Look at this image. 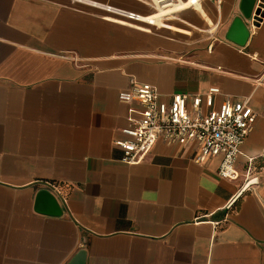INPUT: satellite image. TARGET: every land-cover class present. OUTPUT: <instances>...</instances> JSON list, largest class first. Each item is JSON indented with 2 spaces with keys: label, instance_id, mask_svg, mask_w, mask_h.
<instances>
[{
  "label": "crops",
  "instance_id": "crops-1",
  "mask_svg": "<svg viewBox=\"0 0 264 264\" xmlns=\"http://www.w3.org/2000/svg\"><path fill=\"white\" fill-rule=\"evenodd\" d=\"M241 3H208L206 28L182 21L210 33L193 42L176 23L188 32L125 28L70 0H0V264H68L82 248L86 264H264V16L245 45L229 40ZM133 81L161 102L201 95L205 113L250 100L239 177L219 175L221 156L197 163L194 144L159 140L125 162L114 142ZM42 189L61 216L36 211Z\"/></svg>",
  "mask_w": 264,
  "mask_h": 264
},
{
  "label": "built area",
  "instance_id": "built-area-1",
  "mask_svg": "<svg viewBox=\"0 0 264 264\" xmlns=\"http://www.w3.org/2000/svg\"><path fill=\"white\" fill-rule=\"evenodd\" d=\"M135 1L142 6L140 9L109 3L112 5L110 15L106 13L103 18L145 32H158L170 30L171 23L182 22L183 12L191 7L207 10L208 3H222V0ZM219 92V87L210 89L211 94ZM119 99L130 104L129 124L122 130L124 136L114 142L124 152L125 162L137 164L144 161L159 140L169 145L194 144L200 151L195 157L197 163L208 157L221 156L219 175L227 179L239 177L236 163L257 117L250 100L233 102L228 98L218 110L205 113L201 108V95L190 100L188 93H176L169 103L161 102L157 87L134 81L129 89L120 92ZM261 157L264 159V150ZM253 161L254 158H249V169ZM253 180L258 178L247 180L239 194L248 190Z\"/></svg>",
  "mask_w": 264,
  "mask_h": 264
},
{
  "label": "water",
  "instance_id": "water-1",
  "mask_svg": "<svg viewBox=\"0 0 264 264\" xmlns=\"http://www.w3.org/2000/svg\"><path fill=\"white\" fill-rule=\"evenodd\" d=\"M242 15L234 18L227 32V38L241 46L245 45L250 37V28L248 21L254 20L258 23L264 16V0H242ZM36 211L51 215L61 216L62 206L56 195L48 189H42L37 193ZM87 251L80 249L68 264H86Z\"/></svg>",
  "mask_w": 264,
  "mask_h": 264
},
{
  "label": "rangeland",
  "instance_id": "rangeland-1",
  "mask_svg": "<svg viewBox=\"0 0 264 264\" xmlns=\"http://www.w3.org/2000/svg\"><path fill=\"white\" fill-rule=\"evenodd\" d=\"M99 1H103V2H106V3H111V4H114V5L123 6V7L130 8V9H140L142 7L135 0H99ZM82 6L88 7V5H84V4H82ZM92 8H93V11H95L96 13H98V14H100L102 16L106 14L105 12L100 11V9H97V8H94V7H92ZM183 19L187 20V21H189L191 23H194L195 25H197V26H199L201 28L202 27L203 28L208 27L206 21L203 20V18L200 16L198 11H196V10H191L187 14H183ZM110 22H113V21H110ZM113 23L115 25L122 26V27H125V28H132L130 26L121 25V24L116 23V22H113ZM177 24L185 25L188 28L193 30L192 31L193 33L191 35L177 34L176 36H178V38H181V39H184V40H188V41L197 42V41L205 39L206 37H208L210 35L209 32H203V31H200L199 29H194V28L188 26L187 24H183L182 22H178Z\"/></svg>",
  "mask_w": 264,
  "mask_h": 264
},
{
  "label": "bare ground",
  "instance_id": "bare-ground-1",
  "mask_svg": "<svg viewBox=\"0 0 264 264\" xmlns=\"http://www.w3.org/2000/svg\"><path fill=\"white\" fill-rule=\"evenodd\" d=\"M72 2H76V3H79V4H84V5H88V6H90V7H94V8H97V9H100V11H102V12H105V13H107L108 15H110L109 14V10H111L110 9V6H112L111 4H109V3H106V2H103V1H99V0H71ZM188 10V9H187ZM189 10H196V11H201L202 12V15L206 18V20H208L207 22H211V20H210V18H209V16H208V14L205 12V9H203V8H200V7H197V8H192L191 7V9H189ZM186 11V10H185ZM184 11V12H185ZM109 17H111V16H109ZM184 21V20H183ZM115 22V21H114ZM213 23V22H212ZM129 26V25H128ZM133 28V27H132ZM135 28V27H134ZM171 28H173V29H178V28H181V27H178V26H176L174 23H171V25H170V29ZM179 30H181V31H183V32H188L185 28H181V29H179ZM176 31V30H175Z\"/></svg>",
  "mask_w": 264,
  "mask_h": 264
}]
</instances>
